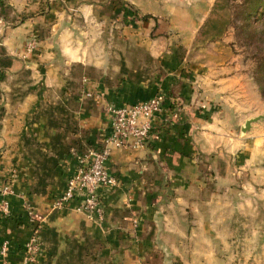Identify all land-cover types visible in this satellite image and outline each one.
Masks as SVG:
<instances>
[{
    "label": "crops",
    "instance_id": "obj_1",
    "mask_svg": "<svg viewBox=\"0 0 264 264\" xmlns=\"http://www.w3.org/2000/svg\"><path fill=\"white\" fill-rule=\"evenodd\" d=\"M214 1L0 0V185L13 191L9 215H0V246L8 242V264H26L27 206L42 229L36 264H222L212 248L225 222L209 219L225 204L223 159H211L212 189L205 162L231 144L220 110L235 78L224 76L230 66L216 45L199 41ZM192 4L203 8L187 13ZM130 6L163 20L156 37L148 21V33L125 38L129 25L147 23L128 15ZM177 12L190 22L179 46L162 29ZM32 35L37 48L27 54ZM160 91L168 102L147 145L112 151L108 170L118 186L104 195V220L75 212V202L52 210L76 158L110 135L106 106L143 103ZM259 178L242 186L257 199L242 201L235 190L232 212L261 211Z\"/></svg>",
    "mask_w": 264,
    "mask_h": 264
},
{
    "label": "rangeland",
    "instance_id": "obj_2",
    "mask_svg": "<svg viewBox=\"0 0 264 264\" xmlns=\"http://www.w3.org/2000/svg\"><path fill=\"white\" fill-rule=\"evenodd\" d=\"M214 2L210 7L208 24H204L208 28V34L199 38V41L202 45L207 41L216 45L222 54V61L230 66L224 76L235 79L228 82V90L223 93L225 101L220 110L224 117V136L231 144L225 145L221 155H218L220 152L209 155V160L205 162L210 189L214 187L212 182L215 173L211 166L213 157L223 159L219 173L225 177V187L219 189L226 193L225 204L220 209L222 212L219 215L210 214L209 219L212 224L216 223L217 218L225 222V229L219 231V238L213 240L215 244L212 257H217L222 264H264V200L261 202V211L257 214L252 213L249 206L241 207V213L236 210L232 212L231 206L238 199L239 193L235 191L238 189L246 196L242 197V201L248 202L250 195L257 199L254 196L255 190L249 191L242 187L244 182L253 176L260 177L259 180L264 182V0ZM196 8L203 7L192 4L187 13L195 14ZM128 13L134 17L145 16L131 6ZM167 17L162 29L165 33L168 29L171 30V34L177 36L173 40L179 46L182 38L178 36L182 29L189 27L190 22L180 12L176 16ZM148 21L150 25L155 22L150 32V37L154 38L163 20ZM148 21L143 25L137 24L140 27L129 25L128 33L123 35L134 40L141 30L148 33L152 27Z\"/></svg>",
    "mask_w": 264,
    "mask_h": 264
},
{
    "label": "built area",
    "instance_id": "obj_3",
    "mask_svg": "<svg viewBox=\"0 0 264 264\" xmlns=\"http://www.w3.org/2000/svg\"><path fill=\"white\" fill-rule=\"evenodd\" d=\"M37 48V37L32 35L26 42V53ZM168 97L158 92L143 103L108 104L111 133L104 138L99 147L89 148L77 157V166L69 176L63 192L55 198L52 210H58L75 202L73 210L84 215L88 220L101 223L105 218L104 195L118 186V180L108 170V163L114 149H143L151 135L155 119L164 112ZM11 185H0V215L8 216L9 207L6 197L12 195ZM31 234L24 245L25 263L36 264L42 255L40 242L41 225L33 218V208L26 207ZM8 242L0 246V264H8L5 255Z\"/></svg>",
    "mask_w": 264,
    "mask_h": 264
},
{
    "label": "trees",
    "instance_id": "obj_4",
    "mask_svg": "<svg viewBox=\"0 0 264 264\" xmlns=\"http://www.w3.org/2000/svg\"><path fill=\"white\" fill-rule=\"evenodd\" d=\"M256 1H259V0H256ZM139 21H143V22H146V21H148V20H150V19H152V20H156V18H153V17H151V16H149V15H145V16H142V17H136Z\"/></svg>",
    "mask_w": 264,
    "mask_h": 264
},
{
    "label": "water",
    "instance_id": "obj_5",
    "mask_svg": "<svg viewBox=\"0 0 264 264\" xmlns=\"http://www.w3.org/2000/svg\"><path fill=\"white\" fill-rule=\"evenodd\" d=\"M248 126H249V122L246 123V128H248Z\"/></svg>",
    "mask_w": 264,
    "mask_h": 264
}]
</instances>
